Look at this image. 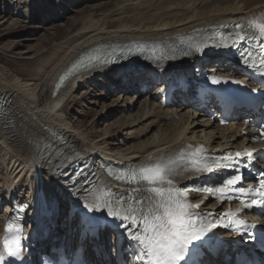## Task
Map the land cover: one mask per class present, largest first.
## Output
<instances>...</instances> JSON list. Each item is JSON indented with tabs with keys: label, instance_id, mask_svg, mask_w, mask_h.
<instances>
[{
	"label": "bare ground",
	"instance_id": "obj_1",
	"mask_svg": "<svg viewBox=\"0 0 264 264\" xmlns=\"http://www.w3.org/2000/svg\"><path fill=\"white\" fill-rule=\"evenodd\" d=\"M107 4L109 1L99 6L101 8ZM262 9L264 0H116L113 8L107 12L98 16L88 15L83 19L76 38L69 45L62 46L42 68L39 83L34 84L18 76L9 79L0 71V103L6 105V113L0 119V153H4L1 162L15 174L14 177L10 175L6 194L0 199V204L3 200L6 206L1 227L8 210L17 201L30 204L35 214L32 211L28 217L34 220L47 208H56L62 190L61 178L51 174L56 171L58 163L51 164L49 160H56L62 154L54 149L58 147L57 140L78 149L98 171L109 164L121 167L153 164L173 156L189 143L207 142L211 148L226 149L247 141L240 127L219 128L207 120L200 122L196 119L199 112H193L192 106L164 108L156 96L152 99L148 96L149 102L145 100L136 113L139 116L121 123L120 128L123 127L126 138L134 142L125 149L118 146L117 142L104 138L91 139L90 134L70 121L64 110L82 82L95 80L102 75H112L115 77L112 84L117 83L116 86L122 89L118 93L123 91L121 98L126 97L128 93L124 90H136L140 87L139 82L152 77V73L157 76H168L170 72L186 74L192 62L201 57L195 52L178 59L171 68L162 67L154 61L126 64H98L95 61L94 65L70 75L56 96L53 90L60 74L82 55L103 54L126 47L140 53L170 49L183 42H190L220 25L237 23ZM163 86L159 85V89ZM140 91H134V97L143 96L139 94ZM119 102H122L121 106L127 107L133 106L136 100L129 98ZM147 120V129L151 125H159L153 136H147V130L136 128ZM141 133L144 135L142 139L139 138ZM34 161H38L39 167L32 164ZM102 177L105 182H111L106 176ZM24 180L26 184L21 188ZM50 182L54 187L48 186ZM45 192L48 193L47 200ZM213 207L212 204L209 206ZM59 229L60 226L56 227V230ZM1 237L2 230L0 240ZM29 237H36L34 230L29 231Z\"/></svg>",
	"mask_w": 264,
	"mask_h": 264
},
{
	"label": "snow or ice",
	"instance_id": "obj_2",
	"mask_svg": "<svg viewBox=\"0 0 264 264\" xmlns=\"http://www.w3.org/2000/svg\"><path fill=\"white\" fill-rule=\"evenodd\" d=\"M251 23L255 25L256 22L252 21ZM256 26L259 28L261 35L264 36V23ZM261 44L262 48H264V40L261 41ZM232 46L234 47L235 43ZM240 55L241 57H248V60L245 61L247 64L252 60L254 53L245 50ZM259 55L261 61L264 62V51L260 52ZM117 60H119V57ZM115 62L113 61V63ZM83 64L84 60L82 59L79 65L74 64L72 67L75 69ZM257 71H259V68H257ZM212 83L219 84L221 81L213 79ZM235 156L238 158L235 161L222 163L219 160L206 159L203 156L193 154L190 161L184 165V167L189 168L190 173L193 175L212 173L219 168H231L233 174L224 180L222 185L199 188L195 186L175 187L170 177L175 174L177 167H180V165L176 160H163L136 169L132 172L131 178L133 181H142L149 185L166 183L168 185L166 189L163 187H152L143 196L135 197H131L130 193L126 197L115 196L110 193L109 198L102 205H84V208L89 214H104L101 217H95V219L100 221L99 226H109L104 217H107L108 220L114 219L121 222L119 227L123 229L127 239L134 242L136 246V252L133 254V264H208L203 258V253L206 250V246L216 239L215 229L218 225L215 221L225 219L234 214L224 213L209 221L207 216L211 214L200 212V205L190 203L188 194L191 191H207L213 197L219 194L220 197L228 201L247 195L248 199L243 201L244 208H250L256 204L264 205V172L259 173L257 178L258 188L243 187L245 178L240 168L243 160L239 159L242 154L235 153ZM247 156L251 159L252 153H247ZM229 159L231 158L229 157ZM67 166L69 165H58L56 171L51 174L56 176L57 172H59L60 176L65 177L63 180L65 187L73 195L79 197L87 189L83 183L78 184L74 175H68L62 170L63 167ZM247 166L245 164V167ZM44 197L47 200V192L44 193ZM129 198H131V206H128ZM26 207V205L21 206V210ZM240 211H243V208ZM122 212L123 215L121 214ZM14 219L16 217H10V221ZM242 223L244 222L230 221L229 224L223 225V227L237 232H248L249 239L255 240L251 229L256 226L246 225L242 229L240 227ZM233 225H235L234 229L232 228ZM11 227L12 224L9 223L5 229V251L0 252V264H6L9 258L18 260L23 264L26 259L22 254L24 245L18 239L16 248L11 249L8 243V232ZM110 230L113 229L110 228ZM119 240V233H117L115 243L118 244Z\"/></svg>",
	"mask_w": 264,
	"mask_h": 264
},
{
	"label": "rangeland",
	"instance_id": "obj_3",
	"mask_svg": "<svg viewBox=\"0 0 264 264\" xmlns=\"http://www.w3.org/2000/svg\"><path fill=\"white\" fill-rule=\"evenodd\" d=\"M108 1L109 5L100 8L99 4ZM115 2L116 0H0V71L9 79L18 76L34 84L39 83L42 68L76 38V33L82 28L83 19L88 15L98 16L107 12L113 8ZM114 79L112 75H102L95 80L80 83L64 110L70 121L90 134L91 139L104 138L117 142L118 146L125 149L134 142L131 138H126L127 135L120 125L125 120L139 116L136 113L146 101L145 97L136 98L131 92L121 98L123 91L118 93L121 87H117V83L112 84ZM129 98L136 100L133 106L120 105L122 102L119 101H127ZM205 118L202 113H198L196 117L200 122L205 121ZM148 123L149 120L143 121L136 128L147 130V136H153L159 125H151L147 129ZM141 134L140 139L144 136ZM3 154L2 151L0 199L6 194L10 184L9 177L15 176L11 169L3 166ZM47 176L49 177L48 174ZM25 182L26 180L21 188ZM47 184L54 187L52 182ZM59 203L60 216L63 217V197ZM3 212L0 206V218Z\"/></svg>",
	"mask_w": 264,
	"mask_h": 264
}]
</instances>
